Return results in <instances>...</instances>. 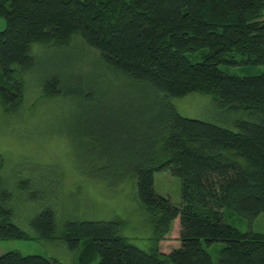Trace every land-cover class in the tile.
Returning <instances> with one entry per match:
<instances>
[{
    "label": "trees",
    "instance_id": "trees-1",
    "mask_svg": "<svg viewBox=\"0 0 264 264\" xmlns=\"http://www.w3.org/2000/svg\"><path fill=\"white\" fill-rule=\"evenodd\" d=\"M0 107L14 112L23 83L16 67L33 65L31 46H64L72 39L97 53L103 71L141 84L160 97L147 108L129 169L135 193L150 214L147 251L119 234L118 223L77 221L61 239L78 250V264H212L204 246L224 244L217 264H264V235L245 233L224 221V210L252 221L264 213V75L236 77L224 66H264V0H0ZM206 49L197 63L186 54ZM102 77V76H101ZM57 78L44 82L49 95ZM86 89L80 90L84 94ZM192 93L212 96L233 115L235 130L181 116L169 102ZM131 132V131H130ZM134 135L131 132L130 137ZM2 159L0 156V168ZM169 171L179 180L178 205L155 193L153 175ZM0 241L52 239L54 214L45 209L31 220L33 236L1 210ZM178 220L177 245L159 250ZM0 264H61L40 256L7 252Z\"/></svg>",
    "mask_w": 264,
    "mask_h": 264
},
{
    "label": "rangeland",
    "instance_id": "rangeland-1",
    "mask_svg": "<svg viewBox=\"0 0 264 264\" xmlns=\"http://www.w3.org/2000/svg\"><path fill=\"white\" fill-rule=\"evenodd\" d=\"M5 26L0 18V32ZM82 42L74 38L64 46L32 45L33 65L23 71L15 68L23 83L21 105L14 112L0 107V211L9 210L10 222L31 236V220L43 210L53 211L55 223L52 239L0 241V256L18 252L78 264L84 241L72 251L61 239L66 223L77 221H115L119 234L134 246L147 251L152 245L151 216L139 203L135 176L128 170L133 147L138 146L136 132L142 129H128L127 111L138 107L140 112L129 115L147 121L144 112L156 107L160 96L103 71L97 53ZM206 53L200 49L186 57L197 63ZM219 69L236 77L264 75V66L220 65ZM51 78L58 79L55 89L60 91L53 96L43 91L44 82ZM169 102L185 118L235 130L233 115L219 109L210 95L192 93ZM153 188L157 195L179 204V180L169 171L154 173ZM4 216L0 212V220ZM223 216L226 224L242 233L264 235V213L252 221L230 210H224ZM177 228L175 220L171 233L159 243L161 252L177 245ZM223 246H204L212 264H217Z\"/></svg>",
    "mask_w": 264,
    "mask_h": 264
}]
</instances>
